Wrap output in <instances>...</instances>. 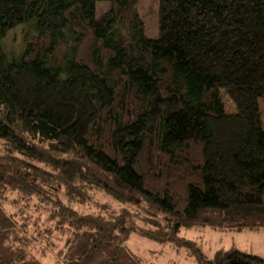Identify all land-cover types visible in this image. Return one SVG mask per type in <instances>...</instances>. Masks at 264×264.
I'll use <instances>...</instances> for the list:
<instances>
[{
    "label": "trees",
    "instance_id": "trees-1",
    "mask_svg": "<svg viewBox=\"0 0 264 264\" xmlns=\"http://www.w3.org/2000/svg\"><path fill=\"white\" fill-rule=\"evenodd\" d=\"M138 6L0 0V264H264L181 236L264 229V0H160L156 39Z\"/></svg>",
    "mask_w": 264,
    "mask_h": 264
},
{
    "label": "rangeland",
    "instance_id": "rangeland-1",
    "mask_svg": "<svg viewBox=\"0 0 264 264\" xmlns=\"http://www.w3.org/2000/svg\"><path fill=\"white\" fill-rule=\"evenodd\" d=\"M139 15L146 26L147 35L156 39L159 35V1L160 0H138ZM110 8L107 1H99L96 4V14L100 17ZM26 33V32H25ZM23 27L12 31L14 37L19 39L21 45L25 35ZM13 39V38H12ZM12 39L9 38L4 42L7 50H12L18 45H13ZM225 110L233 114L237 112L236 106L226 97H223ZM261 122L264 128V98L259 100ZM78 209V208H77ZM82 211V210H80ZM181 236L192 241L198 242L202 252L210 259L220 250H228L237 247L248 253L259 255L264 258V229L259 231L243 230H221L213 228H183ZM128 249L139 258L143 264H199L194 256H190L186 247H179L175 244H160L150 241L139 235H132L127 243ZM56 257L55 252L45 260L47 263H53Z\"/></svg>",
    "mask_w": 264,
    "mask_h": 264
}]
</instances>
